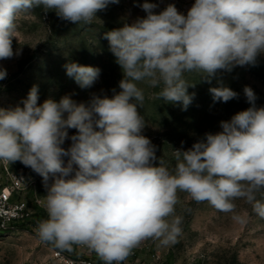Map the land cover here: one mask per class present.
<instances>
[{"label":"clouds","instance_id":"clouds-1","mask_svg":"<svg viewBox=\"0 0 264 264\" xmlns=\"http://www.w3.org/2000/svg\"><path fill=\"white\" fill-rule=\"evenodd\" d=\"M120 0H0V61L22 54L13 48L20 13L41 8L72 24L90 25L97 12ZM145 13L104 33L122 71L119 91L93 93L87 102L71 95L39 101V86L15 107H0V162L17 161L42 178L47 218L38 222L41 242L61 250L93 251L103 264H124L145 241L170 247L182 235L179 193L196 203L237 213L236 201L264 218V106L248 86L250 107L220 122L190 148L157 156L143 134L146 92L187 110L195 96L188 77L211 84L220 72L255 66L264 56V0H194L186 15L174 3L138 5ZM66 75L81 89L92 87L100 69L68 62ZM7 70L0 66V81ZM213 102L238 93L217 79ZM22 105V106H21ZM74 129L75 134L69 135ZM70 140V146L63 145ZM183 144V142H182ZM65 158L67 162L65 163Z\"/></svg>","mask_w":264,"mask_h":264},{"label":"rangeland","instance_id":"rangeland-1","mask_svg":"<svg viewBox=\"0 0 264 264\" xmlns=\"http://www.w3.org/2000/svg\"><path fill=\"white\" fill-rule=\"evenodd\" d=\"M143 2L120 0L118 4H110L97 12V18L90 25L62 21L55 12L45 14L41 8L20 13L13 48H22V54L0 61V66L7 70V77L0 81V107L20 104L33 85L39 86L38 103L49 97L58 101L66 94L77 102H87L93 93L101 94V90L109 96L111 89L119 91L122 71L109 51L104 33L143 17L145 13L138 6ZM149 2L159 5L156 11L174 3L186 15L194 0ZM68 62L97 67L100 76L92 87L81 89L66 75L64 65ZM188 79L196 85L188 89L195 96L187 110L152 98V91L158 89L146 92L140 109L148 125L143 134L157 146V156L166 161L172 160L173 149L190 148L205 133L220 131L221 121L230 120L237 112L250 107L243 91L245 86L255 92L257 106H264V56L255 66H237L231 72L217 74V79L238 93L237 98L227 103L213 102L209 88L219 86L217 79L211 84L199 81L195 75ZM75 131L70 129L69 135ZM70 143L66 140L63 147H69ZM6 168L0 162V185L8 184L11 175H25L30 186L20 198L34 214H40L38 222L46 219L42 178L19 161L7 164ZM179 197L177 214L183 217V223L178 242L170 247H158L156 242L145 241L132 251L124 264H264V218L253 212L251 206L236 201L237 213L246 218L241 224L232 219V213L217 211L206 202L198 204L186 193H179ZM36 229L37 225L32 224L11 232L0 231V264H59L54 259L58 248L41 242ZM64 251L100 260L85 246L74 245Z\"/></svg>","mask_w":264,"mask_h":264},{"label":"built area","instance_id":"built-area-1","mask_svg":"<svg viewBox=\"0 0 264 264\" xmlns=\"http://www.w3.org/2000/svg\"><path fill=\"white\" fill-rule=\"evenodd\" d=\"M9 181L6 185H0L1 232H11L21 228V225L28 227L37 220L27 202L20 198V194L30 186L27 177L23 174L11 175ZM54 259L59 264H101L93 258L73 256L61 249L54 251Z\"/></svg>","mask_w":264,"mask_h":264},{"label":"trees","instance_id":"trees-1","mask_svg":"<svg viewBox=\"0 0 264 264\" xmlns=\"http://www.w3.org/2000/svg\"><path fill=\"white\" fill-rule=\"evenodd\" d=\"M34 216H35V218L37 219L36 221H34L33 222V224H35V225H38V220H39V218H40V214H34ZM25 228V226L24 225H21V228ZM98 262H100L101 264H103V262L101 261V260H97Z\"/></svg>","mask_w":264,"mask_h":264}]
</instances>
